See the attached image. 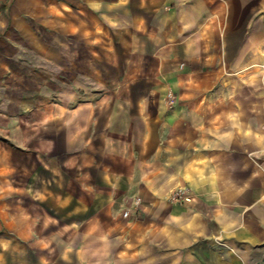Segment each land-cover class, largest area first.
I'll return each mask as SVG.
<instances>
[{
    "label": "crops",
    "instance_id": "0c3cea01",
    "mask_svg": "<svg viewBox=\"0 0 264 264\" xmlns=\"http://www.w3.org/2000/svg\"><path fill=\"white\" fill-rule=\"evenodd\" d=\"M261 66L264 0H0V198L48 168L55 206L85 213L56 235L103 244L129 212L138 244L111 250L117 264H264ZM33 199L0 215L22 237L50 221V196Z\"/></svg>",
    "mask_w": 264,
    "mask_h": 264
},
{
    "label": "rangeland",
    "instance_id": "374dc122",
    "mask_svg": "<svg viewBox=\"0 0 264 264\" xmlns=\"http://www.w3.org/2000/svg\"><path fill=\"white\" fill-rule=\"evenodd\" d=\"M241 36L242 43L247 37L249 38V43L253 36L254 38L260 37L255 30H247L246 34L242 33ZM256 41L254 40V43ZM141 46L144 52L148 49L147 39L141 40ZM259 53L257 51V54ZM139 63L144 68H154L155 64L152 60H141ZM161 68L164 69L163 64ZM255 69L257 70L258 67ZM148 83V81H144L143 77L140 78L136 81L135 91L126 94V97L134 100L137 97L144 96L148 88ZM159 84H162V89L157 99L171 104L175 99V94L172 90L165 88L164 81L159 82ZM61 159L63 158H58V162H53L52 167L60 169L59 162ZM49 170L48 168H38L35 170L33 177L30 178L28 193L25 190L13 189L10 196L0 198V200L9 198V202L13 203L11 205L0 204V215H2L5 210L19 212L21 207H26L28 203L30 206L34 205L37 200L33 199V196H36L38 192L46 193L50 196L48 203L41 201V204H39L41 208H44L48 217H50V221H30L29 225L32 231H30L29 236H21L22 222L19 218H13L7 222L0 220V264H117L119 260L117 253L111 250L138 244L132 227H130L131 223H133L132 220L128 219L130 217H122L130 224L126 228H124L126 225L121 226L119 229L120 233H116L118 234L117 237H108L103 244L99 238L80 235L78 232L73 236H70L67 232L63 233V231L60 236L56 235L57 230L66 227V224L70 222L75 223L76 221L79 223V218L84 217L85 213H81L82 215L78 212L69 214V211L73 209V205L55 206V201L52 196L55 193L61 194L63 187L62 182L44 184L45 180L51 178L52 173ZM63 172L65 176L70 175L68 169H64ZM6 177L7 174L0 172V194L9 191V184ZM19 184L16 183V185ZM70 245H76L78 247L77 252L74 249H66ZM107 246L108 253L97 251L101 248L105 249ZM63 250L67 251L63 252Z\"/></svg>",
    "mask_w": 264,
    "mask_h": 264
},
{
    "label": "built area",
    "instance_id": "2783aa9c",
    "mask_svg": "<svg viewBox=\"0 0 264 264\" xmlns=\"http://www.w3.org/2000/svg\"><path fill=\"white\" fill-rule=\"evenodd\" d=\"M262 67V69L264 70V66H261ZM169 95H171V94H169ZM171 198L172 199H176V200H179V199H181V198H183V199H185V200H187V198H185V190L184 189H180V188H178V189H176L175 191H173V193H172V195H171ZM128 216V211L127 210H125L123 213H122V217H127Z\"/></svg>",
    "mask_w": 264,
    "mask_h": 264
}]
</instances>
